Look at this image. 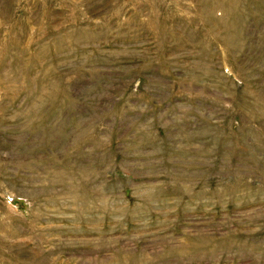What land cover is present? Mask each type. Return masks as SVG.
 Returning <instances> with one entry per match:
<instances>
[{
  "label": "rangeland",
  "instance_id": "1",
  "mask_svg": "<svg viewBox=\"0 0 264 264\" xmlns=\"http://www.w3.org/2000/svg\"><path fill=\"white\" fill-rule=\"evenodd\" d=\"M0 264H264V0H0Z\"/></svg>",
  "mask_w": 264,
  "mask_h": 264
}]
</instances>
